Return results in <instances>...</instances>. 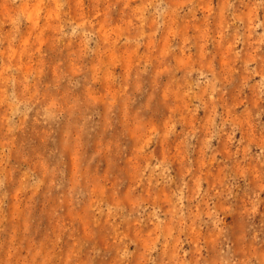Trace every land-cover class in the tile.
Returning <instances> with one entry per match:
<instances>
[{
    "label": "rangeland",
    "instance_id": "1",
    "mask_svg": "<svg viewBox=\"0 0 264 264\" xmlns=\"http://www.w3.org/2000/svg\"><path fill=\"white\" fill-rule=\"evenodd\" d=\"M0 264H264V0H0Z\"/></svg>",
    "mask_w": 264,
    "mask_h": 264
}]
</instances>
